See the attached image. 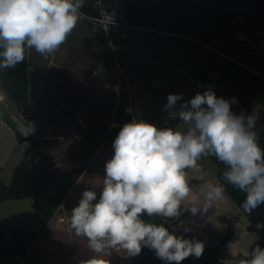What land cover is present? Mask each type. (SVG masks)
Masks as SVG:
<instances>
[{
  "label": "clouds",
  "instance_id": "clouds-1",
  "mask_svg": "<svg viewBox=\"0 0 264 264\" xmlns=\"http://www.w3.org/2000/svg\"><path fill=\"white\" fill-rule=\"evenodd\" d=\"M84 0H0V71L15 69L25 61L26 49L47 58L67 42L77 23ZM179 102V107H177ZM236 98L217 97L209 87L188 101L183 94H169L164 106L175 127L158 128L144 120L125 123L113 141L114 154L105 164L102 191L84 190L71 210V228L88 240L96 255L79 264H110L102 258L111 249L138 256L143 247L154 250L167 264H181L186 258H200L204 243L177 236L164 223L146 222L141 217L180 216L182 201L191 188L187 171L208 155L226 165L225 182L245 193L243 209L251 214L264 204V149L255 131L258 109L235 114ZM35 126L21 127L28 137ZM27 141L21 147L28 148ZM223 196L222 186L209 185L206 204L191 206L193 216L206 213L212 202ZM95 202V203H94ZM264 229V223L256 225ZM189 231V229H185ZM250 259L239 264H264V248L259 244Z\"/></svg>",
  "mask_w": 264,
  "mask_h": 264
},
{
  "label": "rangeland",
  "instance_id": "rangeland-1",
  "mask_svg": "<svg viewBox=\"0 0 264 264\" xmlns=\"http://www.w3.org/2000/svg\"><path fill=\"white\" fill-rule=\"evenodd\" d=\"M89 2L94 0H84V4ZM182 2L185 10L191 9L194 4V0ZM96 31L94 27H89L87 19L83 18L77 23L67 42L47 58L34 49H27L31 76V106L27 111L19 109L11 98L9 89L0 85V169L6 173L4 180L21 192H35L22 198L3 201L0 204V226L4 228L7 238L12 236V226L15 224L24 225L31 230H41L37 240L39 264H79V260L96 255L89 249L87 238L77 236L71 228V210L75 206H67V196L74 190L84 169L88 170L90 166L96 165L98 159L108 157L90 171L91 178H99L96 191L99 199L105 164L114 154L112 145L115 138L107 142L110 146L108 145L104 152L101 149L110 131L109 125L114 122L113 125L116 126L122 121L123 101L120 99L119 102L120 93L130 89L132 95L139 98L146 91L144 86H141L145 75L143 72L151 74L153 80L159 77L154 73L157 70L155 62H145L143 59L153 54L167 59L176 50L183 54L185 49L183 50L182 44H201L186 38L128 28L120 34V42L124 45L103 48L99 42L101 33ZM132 44H147L148 47L139 51ZM155 44H165L166 49L173 52H149V49H156ZM203 48V53L210 51L206 47ZM187 60L185 57L180 59L185 61V64ZM94 70L99 74L97 78L91 77ZM99 84L104 85L100 102L104 101L106 106L96 109L93 104H96L94 98ZM154 85L157 83L151 80L149 89ZM202 89L203 82L192 76L175 94H183V100L188 101L198 92L201 93ZM78 93L81 94L80 97H77ZM145 108L143 105L140 112H144ZM75 109L80 111L79 115L74 114ZM156 109L157 114L148 122L158 128H164L162 121L169 119L168 112L164 107L160 111L158 107ZM6 121L14 125L16 130ZM29 122L35 126L31 135L39 140V145L33 150L38 149L39 153L35 159L43 166L40 180L36 179L30 152L17 142L16 134L18 135L20 128ZM197 162L208 174L217 175L218 165L212 155L201 157ZM48 193L51 194V201L47 213L45 208H42L47 202L44 196ZM35 203H38V206ZM181 210L182 206L180 212ZM187 212L189 211L185 214ZM45 213H52L54 218L42 228V217ZM199 215L201 213L195 217ZM190 217L194 216L190 213ZM188 218H181L183 221L174 219L170 225L180 234H188L190 231H185L190 226ZM228 229L231 230L229 227ZM197 232L202 234L200 230ZM200 234H196L194 239L204 240ZM110 251V256L102 257L110 260V264H131L132 257L127 256L124 250ZM0 264L27 263L25 258L12 257L0 259Z\"/></svg>",
  "mask_w": 264,
  "mask_h": 264
},
{
  "label": "trees",
  "instance_id": "trees-1",
  "mask_svg": "<svg viewBox=\"0 0 264 264\" xmlns=\"http://www.w3.org/2000/svg\"><path fill=\"white\" fill-rule=\"evenodd\" d=\"M123 1L126 5L123 12L128 23L171 30L188 36L191 41L201 43L200 45L210 50V54L197 67L195 74L204 82V88L211 87L218 98L223 97L229 100L236 98L238 102L231 106V110L235 114H240L242 111L250 113L256 104L260 105L255 131L258 134L260 147L264 149V93H258L251 97L244 87L249 84L247 76L255 75L251 69L264 74V59L258 57V55H264V0H194L193 7L189 10L184 9L182 0ZM94 2L85 3L80 11L86 14H98L99 10ZM103 3L107 9H112L113 0H103ZM239 17H242V20ZM87 23L89 27H93L88 21ZM125 29L128 28L119 27V33L114 35L115 46L121 44L120 34H123ZM96 32L99 33L98 30ZM238 32L244 33L247 39H236ZM99 42L103 48L110 46L101 34ZM30 83L31 76L26 49L24 62L18 64L15 69L0 71V85L9 89L11 98L19 109L27 111L31 106ZM241 95L243 98L240 97ZM254 98L255 104H253ZM126 105V103H122V110H126ZM6 122L9 124L8 121ZM128 122L122 120L113 126L106 140L116 138L120 128ZM9 125L16 130L14 125ZM25 141L30 145L26 150L30 152L36 179L40 180L43 166L35 159L39 153L38 149L33 150L39 145V140L33 135L24 137L18 133L19 144L23 145ZM212 157L218 165L217 178L246 215L250 222L248 229L258 233L261 248H264V229L256 227L258 223H264V204H261L251 214L246 212L242 207L245 193L223 180L222 173L226 170V165L218 161L215 156L212 155ZM34 193L33 190L21 192L16 186L0 178V204L7 199L22 198ZM50 195L48 193L47 196H44L47 202L45 203L46 207L44 206L42 209L45 208L47 213L51 201ZM35 204L38 206V203ZM47 213L42 217V228H45L53 217L52 213ZM141 218L157 225L164 223L170 232L187 238L176 232L168 222H165L164 218L148 217L146 214ZM40 231L15 224L12 226V236L7 238L4 228L0 226V259L22 257L25 258L27 264H39L37 240L40 238ZM230 237L231 234L228 232L221 243L214 247L204 244V252L200 258L190 256L181 264H228L220 258L218 252ZM134 264H167V262L159 259L154 250L143 247L141 253L134 256Z\"/></svg>",
  "mask_w": 264,
  "mask_h": 264
},
{
  "label": "crops",
  "instance_id": "crops-1",
  "mask_svg": "<svg viewBox=\"0 0 264 264\" xmlns=\"http://www.w3.org/2000/svg\"><path fill=\"white\" fill-rule=\"evenodd\" d=\"M239 19L242 20V17H239ZM245 37L246 35L242 32H238L236 34V39L245 40L244 39ZM121 45L124 44H119L118 46ZM132 45L136 46V49L139 51H143L148 47L147 44H132ZM164 45L165 44H155L156 49H152V50L149 49V52L153 51L156 52L157 54L159 53L162 54L164 52L172 51L171 49H166V46ZM181 46L184 47L183 50L185 49L183 54L182 52L178 53L176 50V52H174V54H172L167 59L154 56V54L151 55L150 57L148 56L147 58L143 59L145 62L146 61L155 62L154 63L156 67L155 69L157 70L154 73H156L159 77L157 78V80L156 79L153 80L151 78L152 76L151 74L149 75L148 73L143 72L145 75L143 76V79L141 81L142 82L141 86H144V90L146 91L145 94L140 96L139 98H135L130 92V89L124 90L123 94L120 93L119 102L120 99H122L123 103L127 104L125 107L126 110H122L121 112L122 113L121 120L129 121V122H132L133 120L136 121L144 120L148 122L151 117H154L157 114L156 107H158V111L162 110V108L167 102V97L170 93L175 94L177 90L192 76L198 77L195 74V70L200 64H202L205 61V59L208 57L210 52L208 51V53H203L202 51H205V48H203V46L200 44H194V43L182 44ZM126 51H130V50H126ZM139 54L140 52L138 53V55ZM184 57L188 59L186 64L184 63L185 61L184 62L180 61V59H183ZM258 57L264 59L263 54L258 55ZM145 69L147 71V68ZM251 70L253 73H255V75L247 76V81L249 84L244 87L249 92L251 97H253L255 94L264 93V74L260 73L255 69H251ZM94 72L91 74V77L97 78L99 74L98 72H96V70H94ZM151 80L156 82L157 85H154L152 88L149 89L148 84L151 82ZM128 83H130L129 80ZM103 87H104L103 84H99L97 88V92L95 93L94 99H96V104H93V107L96 109L97 108L101 109L104 108V106H106V104H104L105 103L104 101L100 102V100L103 97L102 96ZM208 88L209 87L204 88V82H203V89L201 93L207 90ZM80 96L81 94L78 93L77 97ZM240 97L243 98L242 95ZM253 104H255V98ZM253 104H251V107H253ZM143 105H145L146 108L144 109V112L143 111L140 112L141 111L140 108ZM259 107L260 105L256 104V106L253 109H258ZM253 109H251L250 113L253 111ZM74 111H75L74 112L75 115L80 114V111H78V109H75ZM165 121H170L172 124L171 127L173 125H178L179 123L178 119H164L162 121V125L164 127H166L164 124ZM113 124L114 122L110 124L108 128L111 129L114 126ZM81 127H83V125ZM16 136L18 142V135L16 134ZM108 141L110 140H106V142L104 143V147L101 149L103 152L105 151L104 150L105 148L110 146L109 144H107ZM102 151L100 154H102ZM105 158L106 157H103L102 159H98L94 167L90 166L88 170L84 169L81 172L78 178V183L76 184L74 190L67 196L68 197L67 206H76L84 190L92 189L97 191L99 178H97L96 180L94 177L91 178L90 175L92 174V172L90 171L95 167H97L100 163H102ZM106 159H108V157ZM197 165H198L197 168L189 169L187 171V180L191 188V191L187 199L182 201L181 203L182 210L180 212V216L176 218L177 220H179L181 218L185 219V217L186 218L189 217L188 222H190V226H189L190 233L180 234L178 231L176 232H178L180 235H185L189 239H192L196 234L198 235L200 234L197 232L200 230V232H202V234L200 235L203 236L205 239L199 241L211 247L219 245L226 236V234L229 232L231 234L230 239L226 242V244H224L219 249L218 253L220 258L226 261L228 264H239V262L243 259H250L251 251L255 248V246L259 244V246L261 247L260 237L258 233L254 231H250L248 229L250 223L248 218L240 209V207L230 197V195L227 193L225 187L217 178V175L214 176L212 174H208L206 172V169L202 167L198 162ZM3 177L6 178V173H4V171L2 172L0 171V178L4 180ZM210 184L216 186H222L223 196L220 199L212 202L211 208H209L206 213H203L197 217L195 216L193 218L190 217L191 212L187 210L188 208H190L191 206L203 207L207 203L205 197L208 191V186ZM186 211L189 212L185 214ZM53 218L54 217H52V220ZM182 219L181 221H183ZM173 220L174 219L168 218L167 222L170 224ZM228 227L231 230H229ZM116 250L118 251L120 249H116ZM131 264H134V256L132 257Z\"/></svg>",
  "mask_w": 264,
  "mask_h": 264
},
{
  "label": "built area",
  "instance_id": "built-area-1",
  "mask_svg": "<svg viewBox=\"0 0 264 264\" xmlns=\"http://www.w3.org/2000/svg\"><path fill=\"white\" fill-rule=\"evenodd\" d=\"M95 6L99 10L98 14H86L82 11L81 12L83 13L84 18H86L87 21L101 33L106 43L113 48H115L114 35L119 33V27L121 26H125L130 29H139L191 40V38L188 36L173 32L171 30L150 28L128 23L125 20V15L123 12V9L126 6L123 0H113L112 9H107L103 3V0H96ZM244 39L246 40L247 38L245 37ZM164 124L166 127H171L172 125L170 121H165Z\"/></svg>",
  "mask_w": 264,
  "mask_h": 264
}]
</instances>
